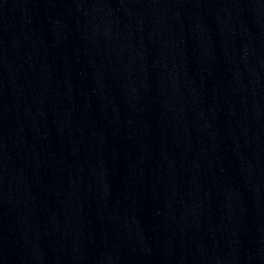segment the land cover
I'll return each mask as SVG.
<instances>
[{
	"label": "water",
	"instance_id": "water-1",
	"mask_svg": "<svg viewBox=\"0 0 264 264\" xmlns=\"http://www.w3.org/2000/svg\"><path fill=\"white\" fill-rule=\"evenodd\" d=\"M0 264H264V0H0Z\"/></svg>",
	"mask_w": 264,
	"mask_h": 264
}]
</instances>
